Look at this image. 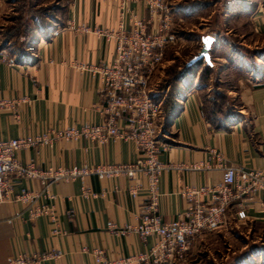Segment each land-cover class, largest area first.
Masks as SVG:
<instances>
[{
	"label": "crops",
	"instance_id": "crops-1",
	"mask_svg": "<svg viewBox=\"0 0 264 264\" xmlns=\"http://www.w3.org/2000/svg\"><path fill=\"white\" fill-rule=\"evenodd\" d=\"M168 1L179 40L165 49L164 56H168L172 47L176 48V55L187 50L186 63L200 49V38L211 35L214 41L209 50L211 66L207 82L211 81L213 86L198 83L203 63L182 79L177 95L180 112L167 127L159 120L158 140L165 148L158 160L168 166L159 180L158 209L163 221L180 216L188 207L182 195L186 187L220 182L222 169L217 166L212 151L221 156L225 165L264 172V0ZM51 2L55 5L53 16H43L41 21L32 20L27 25V40L21 52L8 45L1 49L15 58L16 65L0 64V98L26 101L17 105L18 118L6 111L0 113V140L33 137L50 129L97 124L102 120L99 78L79 72L73 65L76 62L107 64L113 58L114 45L91 32L65 26L71 22L75 26L112 28L117 22L118 4L105 0ZM8 9L6 1L0 0V31ZM130 9L138 17H146L141 4H131ZM53 30L60 33L53 36ZM156 72L150 79L154 96L159 93L160 78H156ZM204 100L221 101L223 112H215L211 118L222 127H215L206 119ZM138 156L132 142L121 140L104 145L53 140L50 146L16 152L21 164L35 170L119 164L132 162ZM136 181L141 187L132 197L129 188ZM7 182L6 200L0 203V264H7L17 255L32 258L52 251H59L61 256L36 264H92V257L85 249H102L107 258L120 259L145 252L154 243L153 238L134 233L115 234L107 227L108 223L118 228L137 224L147 202L143 176L138 180L124 176L99 180L86 176L51 184L49 190L54 195L51 205L61 231L58 235L52 234L47 216L29 220V205L15 200L25 190L38 194L31 205L42 204L44 184L38 179L16 175H11ZM82 187L97 196L83 198ZM257 200L264 201V194H259ZM259 201L249 206V216L244 221L236 217L239 210L236 204L228 208L224 225L195 240L186 260L179 264H203V259L212 264L210 252L215 253L212 249L223 239L230 238V242L233 238L228 245L230 250L240 235L253 233V226L263 227ZM258 241L261 247L256 257H253L254 246L247 252V244L241 240V249H231L222 264H264L263 234L251 242Z\"/></svg>",
	"mask_w": 264,
	"mask_h": 264
},
{
	"label": "built area",
	"instance_id": "built-area-1",
	"mask_svg": "<svg viewBox=\"0 0 264 264\" xmlns=\"http://www.w3.org/2000/svg\"><path fill=\"white\" fill-rule=\"evenodd\" d=\"M117 2L118 17L112 28H89L66 24L67 29L91 32L114 45V55L109 63L88 64L76 62L73 68L97 76L100 81V96L103 104L100 108L102 120L97 124L84 123L79 127L68 126L59 130L50 129L44 134L33 137H21L7 141L0 140V203L6 200L8 178L11 175L25 179H38L44 184L41 196L44 202L31 205L38 197L36 192L22 191L15 200L28 204L27 218L35 219L47 216L51 222V232L58 235L57 213L51 202L54 195L50 185L57 181H70L94 176L99 180L124 176L129 180L145 178L147 202L138 218L137 224L118 228L108 223V229L124 235L134 233L154 239V243L145 252L120 259H109L102 249L84 251L92 257V264H179L183 263L192 243L209 232H215L224 223L228 208L237 205L236 217L244 221L248 218L249 206L259 201L264 194V172L256 169H244L225 165L219 154L213 152L217 166L222 169L220 182L210 186L186 187L182 195L188 201V207L180 216L163 221L158 209L160 198V175L168 166L158 160L164 150L160 144L159 120L162 114V102L156 100L150 87L153 73L162 64L165 49L175 45L179 38L175 33L174 17L168 0H105ZM131 4H141L146 17L140 18L130 9ZM148 27L149 30L148 31ZM60 30H53L57 36ZM1 44V42H0ZM0 64L15 66V58L2 53ZM26 101L0 98V113L8 112L18 118L17 105ZM53 140L87 141L104 145L109 141L132 142L138 151V158L132 162L119 164L72 165L67 168H47L35 170L30 165L21 164L16 152L22 148L50 146ZM197 167V166H192ZM129 188L132 197L141 187L139 181ZM83 198H94L97 193L81 188ZM264 218V201H259ZM59 251L47 252L32 258L17 255L7 264H36L42 260H56Z\"/></svg>",
	"mask_w": 264,
	"mask_h": 264
},
{
	"label": "rangeland",
	"instance_id": "rangeland-1",
	"mask_svg": "<svg viewBox=\"0 0 264 264\" xmlns=\"http://www.w3.org/2000/svg\"><path fill=\"white\" fill-rule=\"evenodd\" d=\"M5 1L9 7V9H8V13L6 15L5 25L2 28V30L0 31V33H1L0 34V40H1V42H3V40H8L9 41V42L7 41L8 46L14 47L13 49L18 48L19 51H22V48L24 47V42H25V40H27V38H26V35H27L26 27H27V25L28 24L30 25L32 20L33 21L36 19L39 20L43 16H47V17L53 16L54 12H52V10H53V7H55V5L51 2V0H5ZM9 34H11V37ZM8 37H10V39H8ZM175 50H176L175 47H172L169 49L168 56H164L162 64L157 69L158 71L157 70H156L157 72L155 71L156 72L155 73L156 78H160V80L158 82V87H160L162 84H164L163 85L164 87L167 85V77L165 75L167 70L171 67H176V66L182 65L183 62L188 57L187 55L189 53L187 50L178 52L177 55L175 54ZM210 82L206 81V84L212 85V83H210ZM164 87H163V90L159 89L160 90L159 92L162 94L161 99H160L162 104H163V100H164L163 99L164 98L163 93L168 90L167 87L165 89H164ZM170 90L167 92H170ZM204 101L205 102H203V110H204L205 114H208L210 109L212 108V104L208 103L206 100H204ZM161 106L163 108V105H161ZM262 234L264 235V226L263 227L262 226H253V233L249 232V234H247L246 237L244 235H240L239 240H234L235 244L232 245L231 249H234V248L236 250L241 249L242 242H243V243L247 244V249H246L247 252L249 251V248L251 246L252 247L254 246L255 249H253V254H254L253 257H256L257 254H255V253L260 251L261 245H260L259 241L257 243H252L251 241L254 242L257 238L261 237ZM229 239L230 238L223 239V241H221V244L219 246L216 245V247L214 249H212V251H215V253L210 252V256H209V259L211 260L210 262L212 264L224 263L226 256L229 255V253L231 252L230 248H229L230 250H228V245H229V243L231 244L233 242L232 241L233 238H231L230 242H229ZM241 240H242V242H241ZM215 254L217 256L215 258H213ZM202 261H203V264H209L207 259H205V260L203 259Z\"/></svg>",
	"mask_w": 264,
	"mask_h": 264
},
{
	"label": "trees",
	"instance_id": "trees-1",
	"mask_svg": "<svg viewBox=\"0 0 264 264\" xmlns=\"http://www.w3.org/2000/svg\"><path fill=\"white\" fill-rule=\"evenodd\" d=\"M43 18V17H41ZM41 18L39 19L41 21ZM43 22V21H42ZM25 29V28H24ZM27 30V27H26ZM27 33V32H26ZM11 37V34H9ZM10 37H8V39H10ZM13 37V36H12ZM27 38V35H26ZM8 40H3V42H1L0 44V50L7 47V42ZM26 41V40H25ZM12 47V46H11ZM14 47H12L13 49ZM15 51H19L18 48L13 49ZM21 52V51H19ZM18 52V53H19ZM203 63L202 62H198L195 66H190V67H185V62H183L182 65L176 66V67H171L167 70L166 72V77H167V85L164 87L162 84L160 87H158V90H163L167 87L170 92H164L163 96H164V100H163V108H162V114H161V123L163 125V127H167L168 124L171 122V120L180 112L181 110V106L177 100V95L179 93V88L180 85L182 83V79L185 76V74L187 73H193L195 69H197L198 67H200ZM209 66L204 65L203 68L200 71L199 77H198V83L201 84H206V81L209 77ZM159 90V91H160ZM161 93L159 92L157 96H155L156 100H160L161 99ZM216 96V95H214ZM212 104V108L210 109L208 114H205L206 119L212 123V125H214L215 127H222V125L220 123L215 124L213 121L212 115H214L215 112H223L222 108H221V101H219L218 103H211Z\"/></svg>",
	"mask_w": 264,
	"mask_h": 264
},
{
	"label": "water",
	"instance_id": "water-1",
	"mask_svg": "<svg viewBox=\"0 0 264 264\" xmlns=\"http://www.w3.org/2000/svg\"><path fill=\"white\" fill-rule=\"evenodd\" d=\"M214 38L211 35H204L200 38V49L185 63V67L195 66L198 62H202L207 66H211L209 50Z\"/></svg>",
	"mask_w": 264,
	"mask_h": 264
}]
</instances>
